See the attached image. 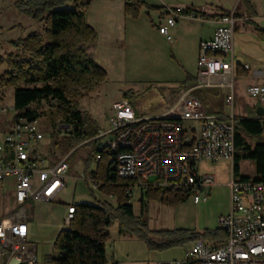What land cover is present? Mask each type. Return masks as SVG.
Wrapping results in <instances>:
<instances>
[{
  "label": "built area",
  "instance_id": "1",
  "mask_svg": "<svg viewBox=\"0 0 264 264\" xmlns=\"http://www.w3.org/2000/svg\"><path fill=\"white\" fill-rule=\"evenodd\" d=\"M181 11L166 8L160 17L158 32L168 41L172 40L169 29L182 16ZM235 21L233 12L216 19L218 26L212 37L198 46L195 86L179 88L163 117L138 118L132 102L122 97L110 108L108 128L97 130L85 142L93 143L95 149L100 145L101 152L108 154L113 173L127 181L128 197L134 191L142 196L151 188H160L200 204L207 200L215 178L200 175L199 163H232L237 153L232 112L221 117L209 113L191 92L201 88L226 89L224 103L232 109ZM241 67L249 69L247 64ZM247 93L252 99L264 101V85H251ZM45 104L51 108L56 105L54 101ZM38 105L30 108L36 110L33 106ZM68 133V126H59V136ZM44 139L37 121L19 115L13 105L3 104L0 94V191L10 193L13 202L12 209L0 218V264L9 263L11 250H20L25 264L36 263V246L27 242L29 202H50L66 187L67 156L55 159L44 155ZM182 141H190V148H182ZM99 159L100 152L94 150L92 163ZM79 179L89 181L84 173ZM226 186L230 210L219 218L217 227L225 237L199 238L188 245L181 259L157 264H264V182L234 178L231 174ZM73 210V205L66 208V226Z\"/></svg>",
  "mask_w": 264,
  "mask_h": 264
},
{
  "label": "trees",
  "instance_id": "2",
  "mask_svg": "<svg viewBox=\"0 0 264 264\" xmlns=\"http://www.w3.org/2000/svg\"><path fill=\"white\" fill-rule=\"evenodd\" d=\"M12 1L17 12L42 23L43 29L11 42L18 53L0 58V62L6 65V70L0 75V87L13 90V107L28 120L46 116L52 125L60 120L61 124L72 127L61 140H58L56 133L51 134L53 149L65 155L77 143L95 136L98 130L88 115L76 107L79 98L93 92L107 77L105 70L87 52L96 40L95 31L85 20V11L93 0ZM123 1L125 15L133 19L139 16L140 8L145 5L141 0ZM67 3L73 4V7L65 8ZM241 3L247 14L253 16L251 0H241ZM221 12L228 13L225 10ZM233 14L237 19L241 17L237 12ZM181 15L208 19L193 7L182 9ZM251 26L258 39L264 43V28L255 23H251ZM195 95L198 96V92ZM43 101H54L55 109L38 112L30 108L32 104ZM234 130L237 153L232 161V176L264 182V115L255 113L253 117H235ZM244 137L253 143H247ZM93 156L94 153H91L84 160L85 176L102 194L112 197L115 204H74V213L67 228L61 229L54 239L53 248L59 255L49 257L51 264H106L107 229L116 220L119 221L120 235L140 240L147 250L153 252L191 244L199 238L211 240L225 237L219 228L203 232L188 229L147 230L146 225L134 216L131 198L125 194L127 181L113 173L108 154L100 152L94 171L89 172ZM243 160L254 162L253 176L240 174L239 164ZM181 201H185V198L160 188H151L139 200L140 211L149 202L172 206Z\"/></svg>",
  "mask_w": 264,
  "mask_h": 264
},
{
  "label": "rangeland",
  "instance_id": "3",
  "mask_svg": "<svg viewBox=\"0 0 264 264\" xmlns=\"http://www.w3.org/2000/svg\"><path fill=\"white\" fill-rule=\"evenodd\" d=\"M255 1V7L259 12L258 15L264 14L262 0ZM71 5L73 4L67 3L65 4V8H71ZM259 23H262V21ZM259 23L258 25H260ZM235 24L240 31L244 29L242 24H245L244 27L249 28V31H251V26L249 24L241 23V21ZM42 29V23L34 21L17 12L13 7L12 0H0L1 59H5L8 54L18 53V50L12 46V41L23 38L32 32H41ZM5 70V63L0 62V75H2ZM247 85L248 79L244 77L234 80V101L232 109L223 103L222 95L219 92L220 90H215L216 95H214L213 99L218 103L215 109L218 110L219 115L232 112L234 117H253L258 108L264 109V101L261 102L258 99H252L248 95ZM135 86V90H132L130 93L133 95L132 98L136 105V117L145 119L163 117L165 108L170 104L164 98L165 89L152 87L149 83L135 84ZM170 91H172V89H170ZM119 93L120 91L110 85L106 86L105 89L104 87H98L88 95L79 98L76 107L85 112L97 128L107 129L109 108L112 102L118 99ZM0 94L2 95L3 104L7 106L13 105V90L11 88L0 87ZM45 103L48 102L43 101L38 107L33 106V108L38 112H46L55 109V106L51 108ZM205 105L208 104L206 103ZM36 121L45 138L44 144H42V152L44 155L47 154L57 158L67 156L69 167L75 168L76 166H80V168H82L85 158L91 153H94V144L85 143L87 141L85 140L74 145L67 154L62 155L59 150L53 149V138L51 135L52 133H56L58 140L63 138L58 135L59 126L62 125L60 120H57L52 125L46 116H41ZM71 130L72 127L69 128V131ZM244 139L247 143H253V141L247 137H244ZM239 167L242 175H254L255 164L253 161L243 160L240 162ZM90 168H95V164L91 163ZM198 169L200 175H214L215 178V185L211 188L207 200L200 204H194L189 198L172 206L162 205L158 202H149L143 211H140L139 194L136 191L133 192L130 204L133 207L134 216L138 217L139 220L146 225L147 230L188 229L196 232H203L204 230H214L218 227L219 218L226 216L230 210L229 191L226 182L229 181L231 177V162H201L198 165ZM75 172V180H67V188L63 191L58 201L52 203L30 201L31 208L27 210V242L35 244L36 246V264H51L49 262V257H56L57 254L53 248V242L56 237H54V234L58 229L67 228L63 223V217L67 206L71 202H89L91 204L108 202L113 205L115 204L112 197L102 194L89 179V181L79 179L78 175L80 170L79 172L75 170ZM9 201V199H3L2 192L0 191V217L7 213L10 207L8 204ZM118 227L119 221L116 220L107 229L109 238L106 242V248L108 252L115 250V252L121 254L120 256L122 257L127 254L126 251L128 250L125 243L131 241L128 240V236L122 237L118 234ZM136 242L140 244V247L135 248L134 252L130 254V258L138 261L144 259L143 255L147 251L143 242ZM188 245L189 244H185L162 252H155L157 257L154 259V263L181 259ZM0 250L3 251L1 247Z\"/></svg>",
  "mask_w": 264,
  "mask_h": 264
},
{
  "label": "crops",
  "instance_id": "4",
  "mask_svg": "<svg viewBox=\"0 0 264 264\" xmlns=\"http://www.w3.org/2000/svg\"><path fill=\"white\" fill-rule=\"evenodd\" d=\"M141 1L145 5L140 8L139 16L136 19L125 15L123 0H93L85 11V20L96 33V40L88 47L87 52L95 63L104 69L107 74L105 81L99 87H104L105 89L106 86L110 85L120 91L118 99L113 101L112 104L122 97H127L132 102L135 114L136 105L132 98L133 95L130 93L132 90H135V84L149 83L152 87L164 88V98L170 104L174 103L179 88H193L195 86L199 43L209 40L212 37L215 28L218 26L216 19L222 15L221 10H225L228 13H239L241 17L238 19L236 18L235 23L241 21V23H246L251 26V23L258 25V23L262 21V23L259 24L264 27V14L258 15L259 12L255 7V0H251L254 12L253 16L247 14L241 0ZM262 4L264 6V0H262ZM70 7L72 8L73 5ZM186 7H193L200 10L208 19L201 20L198 18L181 16L177 19L175 26L169 29L172 40H166L164 36L158 32L160 17L164 14L166 8L184 9ZM242 26L244 29L240 31L235 24L233 34V58L236 65L235 79L241 77L248 79L247 88L251 85H264V43L258 39L252 26L250 27L251 31H249V28L244 27L245 24H242ZM243 64H247L249 69L243 70L241 67ZM170 89H172V91H170ZM215 90H220L219 92L222 95L224 103V96L227 93L226 89H193L191 94L203 104L207 112L219 117L225 116L228 113L219 115L218 110L215 109V106H218V103L213 99L214 95H216ZM195 92H198V96L195 95ZM206 103L208 105H205ZM163 113H166V110ZM53 158L56 159L57 157ZM94 169L95 168H89L88 171H94ZM75 170L77 172L80 170L79 175L81 173L85 174L84 162L82 168H80V166L71 168V166L69 167L68 165L65 177V189L67 188V180H75ZM227 183L228 181L226 185ZM63 191L55 196L52 201L46 203L58 201ZM6 193L7 192H2V197L4 200H10L8 202L10 206L7 211L8 213L12 209L13 202L10 193ZM138 197V200H140L141 196ZM79 203L83 202H71L69 205ZM29 208H31V205ZM4 215H2V217ZM60 230L61 229H58L56 231L54 237ZM128 238L131 242L125 243L128 249L125 256L121 257V254L116 253L115 250L108 252L105 246L106 264L158 263H154V259L157 257L155 252L147 250L146 247L147 252L143 255L144 259L138 261H136V259H131L130 254L134 252L135 248L140 247V244L136 241L140 240L129 236ZM56 254L57 257L59 253L56 252Z\"/></svg>",
  "mask_w": 264,
  "mask_h": 264
},
{
  "label": "bare ground",
  "instance_id": "5",
  "mask_svg": "<svg viewBox=\"0 0 264 264\" xmlns=\"http://www.w3.org/2000/svg\"><path fill=\"white\" fill-rule=\"evenodd\" d=\"M182 148H190V141H182ZM15 258L19 264H25V255H20V250H11L10 260Z\"/></svg>",
  "mask_w": 264,
  "mask_h": 264
},
{
  "label": "water",
  "instance_id": "6",
  "mask_svg": "<svg viewBox=\"0 0 264 264\" xmlns=\"http://www.w3.org/2000/svg\"><path fill=\"white\" fill-rule=\"evenodd\" d=\"M257 114L260 115V116L264 115V110H263L262 108H258V109H257ZM101 150H102V147L99 145V146L95 149V152H96V153H99V152H101ZM8 264H19V261H18L17 259H15V258H11V260L9 261Z\"/></svg>",
  "mask_w": 264,
  "mask_h": 264
}]
</instances>
